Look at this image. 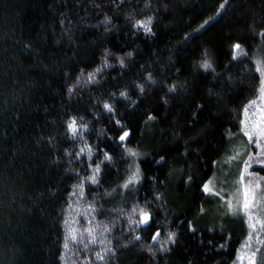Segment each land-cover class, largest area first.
Returning <instances> with one entry per match:
<instances>
[{
	"label": "trees",
	"instance_id": "obj_1",
	"mask_svg": "<svg viewBox=\"0 0 264 264\" xmlns=\"http://www.w3.org/2000/svg\"><path fill=\"white\" fill-rule=\"evenodd\" d=\"M148 18L151 34L133 27ZM105 50L112 66L87 82ZM262 72L264 0H0V264H249L253 253L264 264V226L245 245L256 233L244 216L220 215L219 194L201 191L220 171L225 186L235 179L243 157L229 168L224 159L250 147L241 121L264 98ZM104 103L131 130L123 146L109 139L120 132ZM72 118L87 125L82 138L68 134ZM85 143L91 160L77 156ZM123 147L147 155L128 157ZM100 149L112 161L81 196L76 185L103 159ZM134 163L143 182L131 194L120 185ZM252 172L264 187V167ZM146 202L152 226L131 231L127 213ZM169 232L175 243L160 251ZM104 247L111 252L101 261Z\"/></svg>",
	"mask_w": 264,
	"mask_h": 264
},
{
	"label": "snow or ice",
	"instance_id": "obj_2",
	"mask_svg": "<svg viewBox=\"0 0 264 264\" xmlns=\"http://www.w3.org/2000/svg\"><path fill=\"white\" fill-rule=\"evenodd\" d=\"M221 7H223V5H221ZM205 23H207V21H205ZM150 24H151V18H148V20H146V21H140V20L135 21V23L133 24V27L134 28H142L146 34H151ZM201 27H203V25H201ZM232 50H233V59H237L238 53L243 51L242 46L239 43L233 44ZM110 55H111V53L108 50H105L104 56L101 58V66L94 69L93 72L88 73V81L87 82L97 83L98 81H96V79H95L96 74L101 72L102 68H107V67L112 66L108 63V59H107V57ZM126 56L131 57L132 52L126 53ZM116 59L119 61L121 67H125L124 58L117 57ZM200 68H202L204 70H208V69L212 68V64L206 58L201 62ZM257 71H260V69L258 68ZM262 76H264V72H262ZM79 79H80V77H77L78 81H79ZM149 79H151V76H149ZM262 84H264V80H262ZM136 87L139 88L141 92L144 91L143 87H141L140 85H136ZM68 91L71 93L72 89L69 88ZM174 91H175L174 87L169 88V92H174ZM261 92H262V94H264V87H262ZM113 95H115V94H113ZM119 95L121 97H126V93L124 91H121ZM133 103H135V101H133ZM165 103H167V101H165ZM197 107H201V106L197 105ZM103 110L109 114L110 119L115 121V130L117 132H120V135L118 137H109V139L118 140L119 144L121 146H123L124 142L130 137L131 130L127 129V126L122 124L119 119L115 118L116 112L114 110L113 105H110L109 103H104L103 104ZM245 111H247V108L245 109ZM261 117L262 118L259 122L252 124L250 127L245 125V121H241V124L245 125L241 129V131L243 132V135L248 137L250 142L255 137L256 147H257V149H260V151L257 152L255 157H252L250 155L248 159L244 160L243 167L240 171V182H241V184L244 183L245 175H246V173H248V170L251 168L253 163H258L262 167H264V110L261 111ZM148 119L151 120V119H154V117L149 116ZM84 129H87V125L78 124L77 120L75 118L70 119L67 123V132L73 139L77 135H81V138H82V131ZM100 131L103 132V129H101ZM85 151H87L88 157L91 160L93 158V156L95 155V153L93 151L92 146L88 145L87 143H85L84 146L81 147L80 152L77 153V156L79 157ZM100 151L103 152V159L98 160L95 163L94 167L92 166V164H89L88 167L91 169L92 174L90 176L83 177L80 180L79 184L76 185V187H79L81 189V196H83V187H84L85 181H87L93 185H99L100 178L102 176V165H104L105 161H107L109 163H111V161H112V157L109 155V153L107 151H104L103 149H100ZM123 152H124L125 156L133 157V158L144 157L147 155L146 153L136 152V151L129 149L127 147H123ZM238 155L239 154H237V156L232 157V159H237ZM164 160H165V157L161 156L160 159L156 161V163L159 164ZM131 167L132 166H130V172H129L128 177L124 180L123 184H121L120 187L125 189V190H130L131 194H135V192L137 191L136 186L143 182V174L140 170V166L138 163L135 164V170H131ZM190 181H192L191 176H189L188 180L185 182L188 183ZM256 187H259V185L257 184ZM113 191H115V189H113ZM201 191L204 194L218 195V193H216L213 190V188L211 187V182H205L201 186ZM254 191H255V188L252 187L251 184H249L243 188V197H244L243 208L246 211L248 209H250V207H251L252 194ZM105 195H111V193L106 192ZM155 199L160 200L161 196L156 195ZM148 203L149 202H146L144 206H141L139 203H136L133 205L131 211L129 213H127L128 224L130 226H134V227H131V231H136L137 229H145V228H149L152 226L153 216H152V212L148 208ZM228 207H229V211H231L232 210V204L230 202L228 204ZM89 210L95 211V209L91 205L89 206ZM201 211H203V209H201ZM257 222L260 223V221H257ZM252 226L254 227V225H252ZM262 226H264V223H262ZM86 231L88 232V235L90 238L89 242L90 243H96L98 240V237H97V235L94 234L95 230L92 229L91 227H89ZM104 231L109 232L110 229L107 226H105ZM189 231H195V228L192 226L191 222H189ZM159 236H160V231H159V228H157L156 232L152 235V239L155 241L159 238ZM175 237H176V233L169 232L167 239L161 245L160 251H167V244L170 242L175 243ZM71 239L75 241L78 239V237L76 235H73L71 237ZM133 239L140 240L141 237L139 235H136L133 237ZM100 243L104 244V241H100ZM107 243L110 244V242H107ZM65 247L67 248V243H65ZM149 250L151 251V249H149ZM109 252H111V248L110 247H104V248H102L101 252L96 253V257L98 260L103 261V260H105L107 254ZM254 256H255V253H253L251 256L248 257L249 264H255ZM239 258L241 260L244 259L243 256H240Z\"/></svg>",
	"mask_w": 264,
	"mask_h": 264
},
{
	"label": "rangeland",
	"instance_id": "obj_3",
	"mask_svg": "<svg viewBox=\"0 0 264 264\" xmlns=\"http://www.w3.org/2000/svg\"><path fill=\"white\" fill-rule=\"evenodd\" d=\"M262 97L263 96L252 102V104L247 107V111H244L242 121H245L246 126L250 127L252 124L257 123L261 120L262 118L261 111L264 110V98ZM245 125H241V129ZM244 137L246 139V142L248 143V146L250 144V147L244 149L246 151L242 149L243 152L240 149L239 150L241 152L236 150V152L238 151L236 154L234 155L231 154L224 159V163L229 168L232 166L233 160L240 161L241 158L243 157L240 163L241 167L237 175H234L235 179H233L231 184L228 183V185L230 186H225V176H224L226 174L225 171L223 172L220 171V173L216 175V177L210 178L209 182H211V187L216 193L219 194L218 196L220 197V200L223 201V204L225 205V207H223L222 210L220 211L221 213L219 211H214V212L220 213V215L226 213L225 215H228L229 217H233V218L238 216L237 213H239V215L242 214L244 216L245 222H247L249 224V227L251 228V233H256V235L253 234L254 236L251 240L250 238L248 239V242H246L247 244H245L248 245L251 241L254 243L255 238L258 237V232H260V228L262 227L263 222H261V220L258 217L256 218V213H258V211L261 213L262 212L261 210L262 209L264 210V187L261 186L263 180L260 177L254 175L252 172V168L255 167V165L261 166L258 163L252 164L251 168L248 170V173H246L245 175L244 183L241 184L240 182V171L243 167L244 160L248 159L250 155L252 157H255L257 152L260 151V149H257L256 147L255 137L251 142L249 141L248 137L246 136ZM238 153L239 155L237 159H232V157H234L235 155L237 156ZM133 161L135 162V159ZM131 170H135V163L132 164ZM249 184H251L252 187L255 188V191L252 194L251 207L246 211L243 208V199H244L243 188ZM257 184L259 185V187H256ZM229 202L232 204L231 211H229V207H228ZM211 213L212 211L210 212V215ZM257 221H260V223H258ZM252 225H254V227ZM246 253L247 255L249 254L247 247H246Z\"/></svg>",
	"mask_w": 264,
	"mask_h": 264
}]
</instances>
